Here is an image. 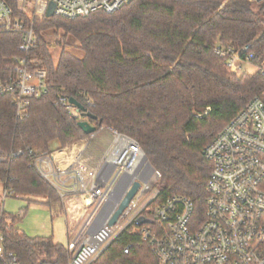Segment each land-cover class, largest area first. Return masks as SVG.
<instances>
[{"label": "trees", "instance_id": "16d2710c", "mask_svg": "<svg viewBox=\"0 0 264 264\" xmlns=\"http://www.w3.org/2000/svg\"><path fill=\"white\" fill-rule=\"evenodd\" d=\"M8 2L19 15L18 3ZM32 24L35 43L27 52L20 49L21 33H0V78L11 75L19 58L30 69L47 71V91L30 98L24 118L12 95L0 94V156L23 150L0 160V181L16 194L44 197L49 205L60 202L58 191L31 166L29 149L54 151L91 135L78 124L82 114L75 117L57 103L65 95L97 116L90 120L96 132L107 127L139 142L162 174L156 202L188 196L202 214L213 167L203 150L264 90L259 73H232L215 49L248 46L244 54L254 55L253 64L263 63L264 1L131 0L113 13L75 19L44 15ZM52 29L63 32L58 57L46 36ZM69 37L79 42L81 56L65 48ZM22 219L4 211L0 200L4 246L18 264L68 263L71 253L65 245L53 237L28 235L18 227ZM94 264L158 261L148 242L125 231Z\"/></svg>", "mask_w": 264, "mask_h": 264}, {"label": "built area", "instance_id": "2783aa9c", "mask_svg": "<svg viewBox=\"0 0 264 264\" xmlns=\"http://www.w3.org/2000/svg\"><path fill=\"white\" fill-rule=\"evenodd\" d=\"M15 1L19 15L8 0H0V33H21L20 49L27 52L35 43L32 22L46 15L51 3L54 15L75 19L97 11L113 13L130 0ZM247 50L248 46L238 50L218 45L215 52L226 59L232 73L247 72L244 65L249 64L264 79V62L253 64L254 55H245ZM18 61L8 78H0V94H11L18 116L24 118L30 98L47 91V71L26 67L24 58ZM57 103L81 117L69 97L60 95ZM111 131L112 143L94 165V157L88 154L93 134L54 151L29 149L31 166L58 191L69 213L66 248L71 258L67 264H90L125 231L148 242L158 264H264V90L204 148L213 167L202 214L188 196L173 195L156 202L161 172L137 140ZM21 154L23 150H18L0 160ZM136 181L140 182L137 193L111 226V218ZM10 196L20 197L6 187L4 200ZM140 219L146 221L139 223ZM153 221L156 224L150 226ZM0 264H18L17 256L6 251L1 222Z\"/></svg>", "mask_w": 264, "mask_h": 264}, {"label": "rangeland", "instance_id": "374dc122", "mask_svg": "<svg viewBox=\"0 0 264 264\" xmlns=\"http://www.w3.org/2000/svg\"><path fill=\"white\" fill-rule=\"evenodd\" d=\"M34 12L33 6L29 9V13ZM33 21V20H32ZM34 23V22H32ZM63 32L57 31L55 29L47 31V38L50 41V47L53 50L55 57H58L60 50L64 47L62 42ZM67 45L65 48L69 51L75 52L78 55H82L80 50L76 47L79 42L73 37H69ZM66 44V43H65ZM245 70L249 74H253L255 69L252 65L245 64ZM238 74V73H237ZM97 142L92 140V143L88 149V154L94 156L92 160V165L97 163L98 158L101 155L94 153L96 143H100L104 148H108L113 139L112 133L109 129L102 127L97 133ZM97 148V147H96ZM99 152V151H98ZM6 186L4 182L0 181V200L3 204V209L7 213H16L23 216L22 221L18 224V227L26 232L30 236H46L53 237L55 242L67 245V233L66 228L69 221L66 219L68 216V211L62 200L59 203H52L51 205L46 203V198L44 197H25L20 195L10 196L4 200V192ZM6 219V218H5ZM94 261V262H93ZM90 264H94L97 258L94 259Z\"/></svg>", "mask_w": 264, "mask_h": 264}, {"label": "water", "instance_id": "95a60500", "mask_svg": "<svg viewBox=\"0 0 264 264\" xmlns=\"http://www.w3.org/2000/svg\"><path fill=\"white\" fill-rule=\"evenodd\" d=\"M131 1V0H130ZM54 10H55V5L53 3L50 4L46 16L52 17L54 16ZM70 101L75 104L78 109L82 112V116L86 119L80 120L79 121V126L80 128L84 131L85 134H93L96 133L97 131V126L92 124L90 121L91 119L96 120L97 116L93 114L92 112L88 111L87 108L81 104L77 99L75 98H70ZM140 187V182L136 181L132 188L129 190V192L126 194L124 199L122 200L120 206L118 209L115 211L113 217L110 220V225H114L120 216V214L124 211V209L129 205L130 201L133 199L135 194L137 193L138 189ZM143 221H146L145 219H140L139 223H142Z\"/></svg>", "mask_w": 264, "mask_h": 264}, {"label": "crops", "instance_id": "0c3cea01", "mask_svg": "<svg viewBox=\"0 0 264 264\" xmlns=\"http://www.w3.org/2000/svg\"><path fill=\"white\" fill-rule=\"evenodd\" d=\"M83 119H86V118H83ZM82 119V120H83ZM104 128H107V127H104ZM107 129H109V128H107ZM112 129H109V131L112 133V131H111ZM97 133V132H96ZM96 133H94L93 134V140L95 141L96 140V142H97V134ZM92 135V134H91ZM113 140V139H112ZM92 143V142H91ZM111 143H112V141H111ZM111 145V144H110ZM97 147V148H96ZM110 147V146H109ZM108 147V148H109ZM108 148H104L99 142L98 143H96V145H95V149H97V151L96 150H94L95 152L94 153H100L101 155L108 149ZM99 151V152H98ZM97 154V155H98ZM101 155H99V156H101ZM93 156V155H92ZM94 157V156H93ZM99 159V158H98Z\"/></svg>", "mask_w": 264, "mask_h": 264}]
</instances>
